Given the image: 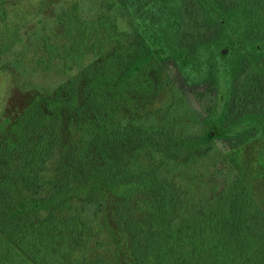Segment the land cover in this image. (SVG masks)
Listing matches in <instances>:
<instances>
[{"label": "trees", "instance_id": "obj_1", "mask_svg": "<svg viewBox=\"0 0 264 264\" xmlns=\"http://www.w3.org/2000/svg\"><path fill=\"white\" fill-rule=\"evenodd\" d=\"M23 1L0 0V69L32 91L0 123V264H264L218 141L264 136V0Z\"/></svg>", "mask_w": 264, "mask_h": 264}, {"label": "rangeland", "instance_id": "obj_2", "mask_svg": "<svg viewBox=\"0 0 264 264\" xmlns=\"http://www.w3.org/2000/svg\"><path fill=\"white\" fill-rule=\"evenodd\" d=\"M37 1L38 0H24L21 2L18 6L17 13L14 11L13 16L15 19L20 12L25 11L29 2L34 3ZM5 4V2L0 3L1 8L6 6ZM6 14L7 11L6 13L4 12V16H6ZM4 16H2V13L0 14L1 21L2 18H5ZM34 23H36L34 20H30L27 22V25L33 26ZM32 52L33 51H30V53H28L27 60L32 59ZM52 69V73L60 72L62 70V62L60 59H56V64H53ZM12 80V78L4 75L0 69V123L8 117L12 119L14 117L17 118V116L24 111L26 106H28L32 97V91L30 89L26 87H18L14 80L13 82ZM69 115V112H66L65 118ZM13 121L14 119L8 123L6 127L7 129L11 126ZM0 131L3 133L4 129ZM64 136L67 137L66 134H64ZM63 140L65 141V139ZM218 141L226 155L233 161L239 171L248 179L251 187L264 205V136L253 139L249 143L238 148H231L228 140L223 136L218 137Z\"/></svg>", "mask_w": 264, "mask_h": 264}]
</instances>
